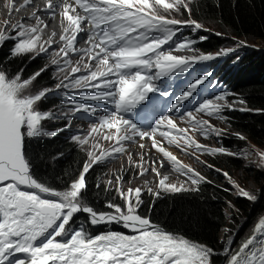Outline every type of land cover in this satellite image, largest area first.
<instances>
[{
    "label": "snow or ice",
    "instance_id": "1",
    "mask_svg": "<svg viewBox=\"0 0 264 264\" xmlns=\"http://www.w3.org/2000/svg\"><path fill=\"white\" fill-rule=\"evenodd\" d=\"M32 0H25V5ZM191 0H47L43 9H37L27 19H34V25H24L23 22L4 21L5 30L11 29L14 36L6 37L0 30V41L8 38L17 40L14 54L34 53L46 54L53 44L61 45L51 58V65L57 67L62 79L54 88L44 87L31 94H25L30 85L44 71L40 69L28 79H22L21 73L9 78L4 70H0V264H211L210 258L215 255L228 257L227 264H264V219L255 225V231L241 244L238 251L231 248L233 236L229 235L223 252L194 243L183 236L175 235L151 223L147 217L136 214L137 208L143 203L142 189H128L123 192L118 186L116 191L127 204L126 211L120 205L109 202L106 207L113 212H97L93 207L84 206L81 199L87 188L86 174L94 165L105 158H110L125 152L123 143L139 136L151 138L160 128L167 127V133H161L169 138V143H179L173 131H179L186 137L185 143L193 145L197 151H215L223 153L224 149H209L187 136V129H177L171 113H179L181 120L185 118L197 131L205 135L215 134L218 138L220 130L213 128L208 121L197 117L196 113H206L209 116L219 114L227 105L220 103L225 97L217 95L214 98L198 100L193 109L186 113L181 111L185 102L190 103L200 95L206 87L211 86L210 74L202 73L194 82H189L182 89V94L169 93L162 78L187 72L198 61L212 60V55L190 56L174 55L171 50H164V45L170 42L178 49L191 45L174 43L173 38L185 27L195 31L202 30V25L195 20L181 21L169 18L172 13H180L181 8L190 16ZM17 10L15 4L11 5ZM59 9L63 34L59 41L55 33L45 35L47 25L40 19L38 12L50 13L53 17ZM82 11V15L77 12ZM65 21L66 26H64ZM87 22L89 27L82 25ZM87 33V43L90 47L76 49L75 44L80 33ZM156 33V35H153ZM98 50V51H96ZM233 49H227L231 52ZM82 52L89 61H95L93 69L89 63H83L82 68L71 66L70 53ZM95 52V55L92 53ZM217 55H220L218 53ZM86 71L87 74H74ZM159 82V83H158ZM91 89L93 93L85 95V99L105 101L112 109H104L105 115L97 117L101 111L96 106L78 102L71 95L66 96L65 105L59 110H38L39 102L50 93L64 89ZM153 94L161 97H172L166 112L159 115L142 130L141 125L133 118H125V114L139 112L146 107L145 102L153 100ZM202 101V102H201ZM95 117L99 125H93L87 136L72 135L71 140L80 145H86L88 138L96 139L103 129L104 139L115 141L111 152L101 151L99 155L88 151V159L79 175L70 186L63 191H56L34 179L31 172V162L27 154L26 141L29 138L56 136L72 126V117L85 119ZM49 119H66L64 128L48 131L42 122ZM114 130V131H112ZM244 139L243 137H239ZM157 141L152 140V146L157 147ZM99 148V143L92 145ZM139 147L143 149L144 144ZM158 151L167 157L178 171H184L191 178L193 185H199L205 178L199 172H194L177 161V158L164 147ZM231 154V153H230ZM259 166L264 167V151L256 153ZM128 159L131 161L132 157ZM141 161L144 157L141 156ZM157 163L153 161L151 171L159 176ZM139 175L149 169L143 164ZM227 177L229 174L224 173ZM122 177L117 176V182ZM168 178L159 180L158 188L165 192L179 193L188 191L184 185L168 183ZM238 195L249 200L256 196L248 190L235 184ZM151 188L147 191L159 197L160 191ZM80 212L89 214L90 223H121L125 228L136 234L125 235L121 232L108 231L91 236L80 226L70 227L73 217ZM225 231H228L227 229ZM16 254H23L24 258Z\"/></svg>",
    "mask_w": 264,
    "mask_h": 264
},
{
    "label": "trees",
    "instance_id": "2",
    "mask_svg": "<svg viewBox=\"0 0 264 264\" xmlns=\"http://www.w3.org/2000/svg\"><path fill=\"white\" fill-rule=\"evenodd\" d=\"M190 7L192 14L189 16L183 10L180 18H193L209 28L207 40L200 44L204 50H218L237 40L252 45L249 51L239 55L235 66L230 68L227 84L231 99L243 100L256 111L241 112L226 108L223 113L226 121L234 131L245 133L246 137L240 139L231 131L224 134L221 143L226 148L239 146L242 149L250 141L264 148V49L256 47L258 43L264 45V0H191ZM12 49L8 41H4L0 47V70H4L9 78L22 70V78L28 79L47 65L39 55L33 58L34 54L30 53L14 54ZM56 83V74L50 67L35 79L33 85L38 91L44 87L52 88ZM55 105V101H43L44 109ZM58 125L54 124L51 129ZM69 133L64 130L52 139L26 141L32 170L41 183L64 188L82 170L88 152L71 142ZM208 152L211 153L205 158L211 168L202 171L205 179L199 185L179 193L160 192L158 198L148 192L143 196L144 201L139 205L138 212L149 216L175 235L221 253L229 235L234 233L233 242L237 243L245 235L243 232L248 231L245 228L246 219L251 223L250 228H253L264 215V169H246L244 159L235 154ZM111 169L101 163L94 165L86 174L87 188L82 197L85 203L98 210L106 209L109 202L120 205L122 209L126 205L116 191L117 185L106 180ZM132 171L133 168L126 175ZM237 171H244L246 181H255L257 178L263 189L257 200L234 196L231 187L224 182V173L232 175ZM226 210L230 213L228 216ZM238 225L242 228L236 234ZM231 248L233 250L235 245H231ZM210 260L211 264H224L227 257L215 255Z\"/></svg>",
    "mask_w": 264,
    "mask_h": 264
},
{
    "label": "rangeland",
    "instance_id": "3",
    "mask_svg": "<svg viewBox=\"0 0 264 264\" xmlns=\"http://www.w3.org/2000/svg\"><path fill=\"white\" fill-rule=\"evenodd\" d=\"M8 1L9 0H0V19L3 22L10 16L9 14L11 12L10 7H8V5H7ZM169 2H171V0H169ZM10 18H11V16H10ZM3 22H2V24H3ZM0 24H1V22H0ZM46 29L48 31H51V29H49V28H46ZM205 32L209 33L210 31L208 29H205ZM206 33H204V34L207 35ZM8 35L11 36L14 34H12V31H11L8 33ZM54 38H56V40H57V38L59 39V35L58 34L55 35ZM188 43L191 45L190 48L195 49V45H194L193 41L189 40ZM248 44H249L248 42L241 40V43H239V42H238V44L233 43L227 47L225 46L221 49L208 52V53H215V54H213L214 58L212 60L205 61L206 65L211 67L209 74H212V79L217 81L218 79H216V77H215L217 68L219 67L220 69H222V66H220L221 64H227L229 61H235V59L237 58V56L239 55V53L241 51V49H239V48H241L242 46L248 45ZM54 45L55 44H53L52 47L49 49L48 53H46L47 55H52V57H53L55 55V53L58 51L57 44L55 46ZM248 46L251 47L252 45H248ZM256 47L264 49V45H262L261 43H258ZM227 49H233V51L227 52ZM201 53H206V52L201 51ZM218 53H220V55H217ZM50 61H51V59H50ZM83 63H86V58L83 59L82 64ZM72 66H79L80 67V64L78 65L74 59L72 61ZM69 69H70V67H69ZM213 73H214V75H213ZM35 89L36 88L32 84V85H30L29 89L25 92V94H30V91H37V89L36 90ZM171 99H172V97H156V98L153 97V100L151 101V105L148 106L147 109H150V107H152V109L154 110L155 113H158L159 111H164L169 107V103H170ZM219 102L221 103V101H219ZM94 103L96 104L97 101H94ZM224 104L227 106L233 107V104H231L230 101H227ZM38 109H40V108L38 107ZM199 116L201 118H205V119H210L212 117V116L207 115L206 113L199 115ZM133 117L137 118L139 120H143L142 115H136L134 113ZM144 117H145V119H147V116H144ZM48 123H50V120L48 121ZM223 127L226 128L227 130H232L233 134L236 135V137H243V138H244V136L246 137L245 133H241V132H238L236 130L234 131L233 128L228 124L227 125L224 124ZM228 132H230V131H228ZM133 140H134V138L132 140H130V142ZM201 141L203 143H205L206 147H208L209 149H219L220 147L218 144L221 141V135L218 138L215 134H208V135H205V139L202 138ZM248 142H249V144L245 145L242 149L239 146H236L235 148H231L230 153L237 155L238 158H239V155L241 157H243L246 169H250V170L253 169L254 170L256 167L264 169V167L259 166V159H258V156L256 155V153L264 151V148L258 147L250 141H248ZM124 143L126 146L129 144V142L128 143L124 142ZM136 154H137V152L133 151L132 154L130 153L127 156L121 157L119 160H117V162L112 165L114 167L111 171V174L108 175V179L106 177V180H109L110 183L117 185L125 193H126L127 189H129V188L135 189L137 187H140L142 190H147L149 188H151L153 190H157V189H159L158 188L159 180L166 177V176L168 178V180H167L168 183H176L177 186L184 185L188 189H192L194 187V185L193 186L187 185L181 180H178L175 178H170L169 177L170 174L165 170L164 165L162 166L163 168L158 167V170H159V176H158L155 172L151 171V168L153 167L152 162L155 161V160H153V158H151V160L144 162V167H147L149 169L146 173H144L143 175H139L137 168L133 167L134 173L132 174L131 178L128 181L127 180L124 181L125 179H128V177L127 176L123 177V180L121 179L118 183L117 182V176L122 177V175H121V170L118 169V165H116V164L117 163L121 164L120 161H122L124 159H128V157L131 156L132 157L131 162L140 165L135 160V159H139L140 156L137 155V157L135 158ZM186 160L188 162V165H192L198 171L203 169V168H206V166H207L206 162L200 156L188 155ZM128 161H130V160L128 159ZM109 171L110 170H108L107 173H109ZM244 178H245L244 171H237V172L232 173V175L229 174L227 177L224 176V182L228 183V185L231 187L234 196H239L238 190L234 187L235 184H238L240 187H243L245 190H248L251 194H254L257 197L256 198V200H257L258 194H260V196H261V194L263 192V189L261 188L260 184L258 183L257 178L254 179L255 181H253V180L246 181ZM251 201H253V200H251ZM126 208H127V206H126ZM225 213L227 214V216L230 214L228 210H226ZM245 223H246L245 228L248 231H245L243 233H245V235H247L252 230V228H250L251 223L248 219H246ZM254 226L255 225H253L252 227H254ZM241 228H242L241 225H238V228L236 229V234L240 233L239 230ZM233 234L234 233H232L231 235L233 236ZM238 242L237 243L232 242V245H235V247H236ZM226 245H227V243L225 244V246ZM227 260H228V257H227ZM226 262L227 261H225V263Z\"/></svg>",
    "mask_w": 264,
    "mask_h": 264
},
{
    "label": "clouds",
    "instance_id": "4",
    "mask_svg": "<svg viewBox=\"0 0 264 264\" xmlns=\"http://www.w3.org/2000/svg\"><path fill=\"white\" fill-rule=\"evenodd\" d=\"M7 5H8V7H10V9L12 10V8H11V5H10V0L7 2ZM19 5H20V3L19 2H16V4H15V6H16V9L17 10H15V11H13L14 12V14L16 15V16H18L17 18H14L13 20H11V18H10V16H11V12H10V16L6 19V20H10V21H12L13 23H18L19 21H20V18H21V16H25L26 14H28V12L30 11V9H28L27 7H21V8H18L19 7ZM12 12V13H13ZM183 13V8H181V10H180V13H172L171 14V16H170V18H175V19H179V20H181V21H187V20H194L193 18H189V19H187V20H184V19H181L180 18V16H181V14ZM5 20V21H6ZM2 20L0 19V22H1ZM25 21H27V20H25ZM196 21V20H195ZM30 22V21H29ZM198 22V21H197ZM199 23V22H198ZM201 24V23H200ZM3 24H2V22H1V24H0V30L2 29L3 31H4V33H6V30H5V28H3V26H2ZM202 25V24H201ZM202 33H203V35H205L204 33H206L205 32V29H208L209 30V28H207V27H205V26H203L202 25ZM210 31V30H209ZM207 34V33H206ZM205 36H207V38H208V35H205ZM6 41V40H5ZM206 41V40H205ZM9 42V41H8ZM238 42L239 43H241V40H237L235 43L236 44H238ZM4 43V41L2 42V41H0V47L2 46V44ZM13 45V44H12ZM248 45H250V44H248ZM248 45H245V46H242L241 48H239V49H241V53H244V52H246V51H249L248 49L249 48H252V47H250V46H248ZM227 47V46H226ZM199 48H200V50L201 51H203V52H206V54H215V53H208V52H211V51H206V50H204L201 46H200V44H199ZM30 53V52H29ZM240 55V54H239ZM239 55L237 56V57H239ZM227 64H229V65H225V66H223L222 67V69H219L217 72H216V75H217V77L219 78V79H221V81L222 82H225V90L223 91V94L224 95H226L225 96V101L227 102V101H230V103L231 104H233V107L235 108L236 106H239V107H243L244 108V110H240V109H230V110H238V111H252V112H255L256 110L255 109H252V108H250L247 104H246V102L245 101H243V100H239V99H237V98H234V99H231L229 96H228V84H227V73L229 72V70H230V68L231 67H233V66H235V64H236V60L235 61H229ZM36 92V91H35ZM226 108H229V106H227V107H225L224 108V110L226 109ZM227 122V121H226ZM225 122V123H226ZM212 124H215L216 122L215 121H212L211 122ZM229 125V123L227 122L225 125ZM227 131V133H228V131H230V133H232L233 131L232 130H226ZM232 131V132H231ZM222 139V138H221ZM222 144V143H221ZM223 146V145H222ZM223 148H225V149H227L225 146H223ZM224 149V151L226 152V150ZM229 154V153H228ZM152 156V155H151ZM152 158V157H151ZM239 158H243V157H241V156H239ZM203 160L206 162V164H207V166H206V168H203V169H201V174L203 175V172L202 171H206V169H209V168H211V166H210V164H208L207 163V161H206V158L204 157L203 158ZM116 165H118V168L120 167L121 168V164H116ZM127 165V164H126ZM113 167L114 166H112L111 168L113 169ZM131 168H133L132 166H125L124 168H123V170H126L125 171V173L127 174L128 173V171L130 170ZM111 169V170H112ZM120 170H122V169H120ZM166 170V169H165ZM214 170H217V172H220V173H222L219 169H216V168H214ZM167 171V170H166ZM134 173V169H133V171L130 173V174H133ZM204 176V175H203Z\"/></svg>",
    "mask_w": 264,
    "mask_h": 264
},
{
    "label": "bare ground",
    "instance_id": "5",
    "mask_svg": "<svg viewBox=\"0 0 264 264\" xmlns=\"http://www.w3.org/2000/svg\"><path fill=\"white\" fill-rule=\"evenodd\" d=\"M1 7H2V6H1ZM37 9H40V8H38L37 6H36V7H35V6L31 7V8H30V11L28 12V14H26L25 17H24L25 20H27V21L30 20V21L32 22L31 25H34V24L36 23V21H35L34 19H27L26 17H29V16L31 15V13H33V12L36 11ZM10 11H11V20H13L14 18H17V17H18V16L16 17V15H15L14 13H12L13 10L10 9ZM42 13H43V12L41 11V12H38L37 14L39 15V14H42ZM21 17H22V16H21ZM59 18H61V17H60V15L58 14V15L55 16V17H52V16H51V17H47L46 20L49 19L50 22H51V21H54V20L59 19ZM52 33H53L52 30H51V31H48L47 29H45V35H46V36H47V35H50V34H52ZM55 33H56V32H55ZM54 39L56 40V38H54ZM185 56H186V57H189L190 55H189V54H185ZM126 143H128V142H126ZM129 143H130V142H129ZM129 147H130V145H129ZM133 151H135V152H142V154L144 155V162H146V161H148V160H151V155L154 154L152 148H150V147H146V148L139 149V150L133 149ZM134 154H135V153H134ZM135 157H136V155H135ZM140 161H141V160H140ZM156 161H157V162H161V161L163 162V158H162L160 155H158ZM155 166H156L157 168H158V167H161L159 163H157ZM166 177H167V176H166ZM260 219H264V215H263ZM260 219H259V220H260ZM259 220L257 221V223L259 222ZM257 223H255V225H256ZM254 231H255V226L252 228V230H251L247 235H245V236H243V237L241 238V240L238 242L237 246L234 248L233 252H234V251H238L239 248H240V246H241V244L244 243L245 240H246L249 236H251V235L253 234ZM227 262H228V260H227ZM227 262H226L225 264H227Z\"/></svg>",
    "mask_w": 264,
    "mask_h": 264
}]
</instances>
